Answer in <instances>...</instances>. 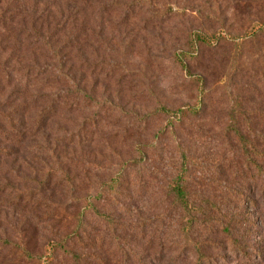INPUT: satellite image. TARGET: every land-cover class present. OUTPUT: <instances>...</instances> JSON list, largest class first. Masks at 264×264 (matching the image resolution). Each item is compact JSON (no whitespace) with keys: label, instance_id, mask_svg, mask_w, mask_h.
<instances>
[{"label":"rangeland","instance_id":"rangeland-1","mask_svg":"<svg viewBox=\"0 0 264 264\" xmlns=\"http://www.w3.org/2000/svg\"><path fill=\"white\" fill-rule=\"evenodd\" d=\"M261 24L264 0H0L1 70L62 73L52 89L29 85V100L78 84L98 103L82 94L37 129L29 112L23 142L7 151L0 142V264L57 260L58 246L83 254V264H176L187 218L170 191L182 179L201 210L216 207L248 247L235 254L223 235L194 228L211 241L209 264H264L254 165H264V36H254ZM14 88L26 91L14 84L2 102H13ZM235 128L249 139L250 158ZM139 146L149 159L116 182ZM94 197L115 232L86 213Z\"/></svg>","mask_w":264,"mask_h":264},{"label":"trees","instance_id":"trees-1","mask_svg":"<svg viewBox=\"0 0 264 264\" xmlns=\"http://www.w3.org/2000/svg\"><path fill=\"white\" fill-rule=\"evenodd\" d=\"M74 1L77 3V5H82V3H84V5H88V3L90 2V0ZM260 35L264 36V24H261L259 29L254 34V36L256 37H259ZM207 39L208 37L204 35V33H198L196 35V40L198 41L204 42ZM46 48H48L49 51H51L55 56H58L60 54V49L55 47L48 41L46 44ZM1 69L2 66L0 65V94H2L7 88L12 87V85L14 84H16L18 87L26 89L25 92L20 93L18 92L17 88H14L16 92L13 102H8L10 96L6 99L7 102H2L4 96H2V98L0 97V142H5L6 150L4 151H7V146H18L23 142V140L25 139V135H27V132H23L20 127H25V120L31 119V116L35 118L33 122L36 127L35 129H37L38 127H40V125L47 122V120L55 117L57 107L59 105V107H61L59 108V110L61 111V109H64L63 107L80 104L82 101V94L84 95L86 104L94 105L97 108V99L91 93L82 90V88L78 84H73L71 88H69L68 86V89L65 90H63V87L60 88L58 86L60 94H58L51 100H42L41 98H38L36 100L34 98L31 101L29 100L31 96H28V94L29 90L32 88L29 85L32 84L39 87L38 90H44L41 83H45V86L52 89L53 83H60L62 73H57V76L52 77L51 79H48V77L43 79L41 78L42 72L40 71H17L13 76L10 73L11 71ZM39 97L42 96L39 95ZM50 111H53L54 113L47 115V112L49 113ZM27 113L33 114H31V116H28ZM181 113L186 114L183 112ZM17 118H19L18 121L22 122V124H17V122L15 121L17 120ZM175 119L178 120L177 117H175ZM235 136L239 141L242 154L246 158H250L252 147L249 139L242 132L241 128H235ZM262 149H264V146L262 147ZM0 150L2 149L0 148ZM136 151L138 156L135 159L130 160L128 163L123 162V164L127 165H124L122 167V170L124 171L118 177H116V182H119V180L123 179L127 175L126 171L129 167L136 165L137 163L138 166L143 165L149 159L148 154H146L145 149H143V146L137 147ZM184 153L185 152L183 151V154ZM261 154L264 155V150L263 152H261ZM254 165L257 173L260 175V186L264 193V165L258 162V160L257 162H254ZM110 187L114 188V186ZM170 193L174 198V202L178 205L181 213L185 214L187 218L186 220H181V222L179 223V230L181 232V244L177 246V250L179 251L180 255L174 256V263L176 262V264H179L182 261L185 262V258H183V260L181 258L187 255V257L189 256L187 264H209V256L206 252V245L211 241H209V238L200 240V238H198L197 235L194 234L195 232H193V229H197L198 227H209L213 229L215 234L223 235V238H225L226 242H228L235 254L237 253L238 255H247L245 251H247L248 247L244 242L245 240L242 239V236L238 234L237 230L230 223V221L216 217V213L213 212L217 211L216 207H213L210 212L202 211L201 205L191 199V192L189 191V188L183 179L180 181H176L175 184H173ZM96 200L97 198L94 197L93 201L89 203V208L85 207L86 213L88 212L91 215H99L101 218H105L106 222L112 228V231L115 232L116 224L114 219L111 217L110 213L101 212L97 209V207L95 206ZM201 213H208V215L212 216L213 218L207 221H203L198 217ZM83 214L84 213H82V216ZM188 218H191V220L189 221ZM75 234L78 233L76 232ZM57 249L61 258L55 260V257L57 256H46L44 258V264H59L62 262L61 259H64V261L69 260L73 264H83L85 261L83 254L77 253L76 251H69L67 249L62 250L61 246H58ZM257 255L261 258L264 257V250H262L261 247L257 249Z\"/></svg>","mask_w":264,"mask_h":264}]
</instances>
